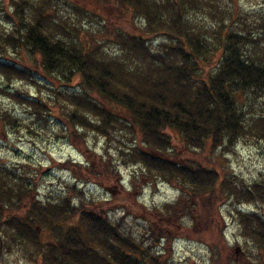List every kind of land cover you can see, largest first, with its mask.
<instances>
[{
  "label": "trees",
  "instance_id": "16d2710c",
  "mask_svg": "<svg viewBox=\"0 0 264 264\" xmlns=\"http://www.w3.org/2000/svg\"><path fill=\"white\" fill-rule=\"evenodd\" d=\"M11 1L15 29L0 35V47L31 50L35 70L48 77L63 76L67 86L74 78L79 79L77 94L69 95L57 87L53 91L57 108H60L59 100L70 103L64 107L67 112L63 108L60 114L74 136L86 139L93 133L106 144L117 141L119 146L127 148L123 155L129 162L125 166L140 167L154 182L178 186L183 197L187 193L202 202L211 197L212 205L225 197L237 204L264 207V176L252 186H239L220 170L179 160L175 150V143L188 151L211 154L226 148L231 150L251 133L264 141V114L248 120L243 111L249 102L264 99L263 15L254 19L255 26L251 29L254 31L245 33L248 30L245 28L236 32L233 27L241 13L234 11L230 22L220 26L209 40L195 32L189 23L190 13L197 14L195 11L200 9L199 0H112L117 1L122 11L134 14L140 6L147 22L148 39L135 34L127 35L126 39L120 37L121 47L140 53L145 60L151 59L149 70L170 63L168 73L173 87L163 82L161 86L139 88L125 81H136L145 73L124 70L123 63L100 61L91 44L70 42L77 29L67 17L58 15L56 1L47 0L39 9L33 7L31 0ZM163 5L171 9L167 15L156 13L159 8H154ZM74 6L75 11H82ZM152 34L167 37L160 53H153L146 44ZM32 70L33 67H18L0 60V75L10 83L13 79L27 80ZM66 71L69 77L64 75ZM56 77L53 78L57 80ZM29 105L37 114L52 113L40 98ZM71 106L73 109L69 111ZM3 122L6 125L0 124V130L14 126L16 119L5 113L0 115V123ZM81 166L75 163L72 168ZM84 167L88 173H95L89 163ZM24 181V177L14 176L4 166L0 167V211L2 206L18 211L29 206L24 217L15 215L1 222L0 236L6 237L8 230L13 234L10 240L36 244L39 227L52 229L54 240L47 243L38 240L41 254L38 256L44 264H158L156 257L141 252L142 244L123 232L120 225L89 210L76 186L57 204L33 200L29 203L33 189ZM15 183L18 184L14 186ZM71 194L80 197L78 207L73 205L76 197L70 198ZM180 200L165 204L157 212L159 219L177 222L178 211L183 207V198ZM237 214L245 236L254 239L264 251V218L255 213ZM67 220L70 226L80 224L82 228H63L61 224Z\"/></svg>",
  "mask_w": 264,
  "mask_h": 264
},
{
  "label": "rangeland",
  "instance_id": "374dc122",
  "mask_svg": "<svg viewBox=\"0 0 264 264\" xmlns=\"http://www.w3.org/2000/svg\"><path fill=\"white\" fill-rule=\"evenodd\" d=\"M31 1L37 9L48 2ZM55 1L58 15L67 17L72 27L77 29L70 42L91 44L100 61L123 63L124 70L145 73L136 81L125 78L126 84H135L140 88L145 85L157 87L165 82L173 87L168 73L170 63L149 70L151 59L145 60L140 53L121 47L120 37L126 39L127 35L135 34L148 39L147 22L140 6H137L134 14L129 10L122 11L117 1L112 0H103L109 2L105 4L102 0ZM73 5L82 11H75ZM199 5L200 9L195 11L197 14L190 13L189 23L195 32L209 40L220 26L230 22V14L234 11L241 13L233 27L236 32L245 28H248L245 33L254 31L251 30L255 26L254 19L264 16V0H199ZM163 6H155L159 8L156 13L161 11L167 15L171 9ZM13 11L11 0H0L1 36L15 29ZM242 20L246 22L241 23ZM151 36L146 44L153 53H160V46L162 42H167L164 41L167 37ZM30 51L0 47L1 61L12 62L18 67H33L25 81L13 79L10 83L0 75V115L7 113L16 119L14 126L7 125L0 130V167L4 166L14 176L25 178L24 183L33 189L32 197L27 202L33 200L57 204L60 199L66 198L69 189L76 186L89 210L120 225L123 232L135 238L139 245L142 244L141 252L156 257L158 264H264V251L254 239L245 236L237 214L255 213L264 218V207L253 203L237 204L225 197L216 201L218 203L215 205H212L214 201L211 197L204 202L187 193L183 197L178 186L154 182L140 167L125 166L129 162L127 156L123 155L127 153V148L119 146L117 141L106 144L93 133L86 139L74 136L60 114L70 103L59 100L57 104L60 108H57L53 91L57 87L64 93L69 92V95L77 94L80 92L79 79L74 78L72 84L67 86L63 76L48 77L42 71L37 72ZM64 75L69 77L68 71ZM60 82H63V86ZM38 98L47 104L51 114H37L29 105L30 101ZM245 100L242 99V104ZM72 109L71 106L69 111ZM64 111L67 112L65 108ZM243 111L248 120L264 114V99L249 102ZM0 124L6 125L5 122ZM251 134L246 139L242 138L231 150L225 147V150L212 154L209 151H188L175 143L176 156L181 161L191 160L208 169L220 170L239 186H252L264 176V141ZM75 163L83 166L72 168ZM88 163L95 173H88L87 167H84ZM73 197L76 196L71 194L70 198ZM180 198H183V207L182 211H178L179 220L175 223L160 220L157 212L165 204L181 202ZM74 199L73 205L78 207L80 197ZM2 208L0 224L11 216L24 217L29 206L26 211ZM61 226L65 229L82 228L80 224L70 226V220L64 221ZM5 233L6 237L0 236V264H44L38 256L41 255L38 240L47 243L55 239L52 229H46L43 225L39 227L40 237L36 244L19 242L14 238L10 240L12 232L6 230ZM237 248H240L238 253Z\"/></svg>",
  "mask_w": 264,
  "mask_h": 264
},
{
  "label": "water",
  "instance_id": "95a60500",
  "mask_svg": "<svg viewBox=\"0 0 264 264\" xmlns=\"http://www.w3.org/2000/svg\"><path fill=\"white\" fill-rule=\"evenodd\" d=\"M240 251V248H237L236 252L238 253Z\"/></svg>",
  "mask_w": 264,
  "mask_h": 264
}]
</instances>
